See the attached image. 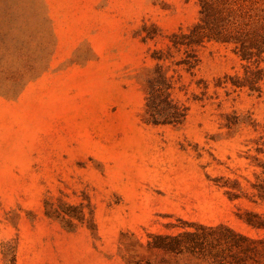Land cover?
Segmentation results:
<instances>
[{
	"label": "rangeland",
	"instance_id": "1",
	"mask_svg": "<svg viewBox=\"0 0 264 264\" xmlns=\"http://www.w3.org/2000/svg\"><path fill=\"white\" fill-rule=\"evenodd\" d=\"M158 72L180 124L150 120ZM249 218L264 0H0V264H215L192 233Z\"/></svg>",
	"mask_w": 264,
	"mask_h": 264
},
{
	"label": "trees",
	"instance_id": "2",
	"mask_svg": "<svg viewBox=\"0 0 264 264\" xmlns=\"http://www.w3.org/2000/svg\"><path fill=\"white\" fill-rule=\"evenodd\" d=\"M204 38L203 35L197 38L191 36L189 42H182V45H192L193 41L201 43ZM173 43L178 44L174 40ZM182 63L190 70L198 64V59L188 54ZM247 78L252 79V77ZM172 87L171 79L164 72H158L149 80L147 112L150 120L155 124L177 125L187 117L188 108L174 101L171 93ZM248 223L264 229V219L255 221L249 218ZM192 237L197 242L201 241V243L220 247L214 254L215 264H264V237L253 238L223 224L218 227H202V231L192 233Z\"/></svg>",
	"mask_w": 264,
	"mask_h": 264
}]
</instances>
